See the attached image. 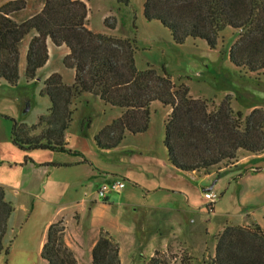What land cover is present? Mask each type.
Returning a JSON list of instances; mask_svg holds the SVG:
<instances>
[{
	"label": "trees",
	"instance_id": "trees-1",
	"mask_svg": "<svg viewBox=\"0 0 264 264\" xmlns=\"http://www.w3.org/2000/svg\"><path fill=\"white\" fill-rule=\"evenodd\" d=\"M124 7L130 0H114ZM24 0H8L0 5V81L15 85L18 80L20 46L30 37L24 76L33 80L48 59L46 40L64 44L69 52L63 65L74 70V81L65 84L59 73L43 81L41 95L50 105L35 123L27 125L12 119L11 142L19 149H47L69 152L65 132L75 112L74 102L83 93L97 96L121 114L94 136L99 148L116 146L126 132H145L149 125L150 104L160 102L171 108L164 121V146L167 160L177 169L202 173L230 167L239 152L264 151V108L252 106L244 115L231 107L225 96L216 108L208 99L193 97L183 83H176L164 67L161 72L147 64H135L137 41L134 34L96 32L86 26L87 6L82 0H43L42 8L17 19ZM143 16L166 27L177 44L190 37L202 39L215 49L219 34L229 27L238 31L228 49L229 61L239 69L264 72V0H145ZM115 17H105L104 26L113 30ZM179 81V79H177ZM82 121L87 128L89 119ZM0 186V254H8L5 243L7 220L13 212ZM62 218L52 222L41 249L47 264H77L73 250L63 239ZM214 255L208 264H264V231L255 221L246 225L225 224L215 236ZM118 244L107 231L100 230L91 249L92 264H120ZM153 260V258L151 259ZM184 264V263H181Z\"/></svg>",
	"mask_w": 264,
	"mask_h": 264
},
{
	"label": "crops",
	"instance_id": "crops-1",
	"mask_svg": "<svg viewBox=\"0 0 264 264\" xmlns=\"http://www.w3.org/2000/svg\"><path fill=\"white\" fill-rule=\"evenodd\" d=\"M82 1L87 6L86 26L89 29L118 35L117 26L113 30L104 26L103 31L91 28L89 12L92 7L89 0ZM46 44L48 59L36 74L48 64L52 47L65 46H55L49 39ZM68 52L67 48L64 56ZM68 69L72 71L70 82L60 71H48L46 77L57 72L65 84H71L74 70ZM89 95L81 94L75 100V110L88 104ZM151 105L163 108L159 122L154 124L150 115L145 132H126L116 146L108 149L99 148L94 136L121 114L119 108L116 111L111 109L112 115L93 130L91 123L86 129L82 127L84 111L79 119H75V111L65 132L69 152L22 150L10 138L3 141L6 148H3V163L0 165V186L14 210L7 220L5 236V243L11 240L9 251L7 255L0 254V264H47L40 255L47 229L63 215L66 217L64 239L75 252L77 260L82 249L78 243L87 244L91 258V249L99 231L103 230L118 244L121 264L124 245L136 243L138 239L137 227L143 225L142 212L177 216L178 223L170 229L171 235H186L192 247L190 251L198 259L205 252L208 239L212 245L211 256L214 255V236L225 224L246 225L255 221L264 231V151L238 154L235 164L220 169V176L212 171L207 174L183 172L167 160L164 146V121L171 108L158 101H153ZM10 172H14L13 175ZM112 178L123 179L125 187L118 192H110L105 199L97 198L95 191L98 185ZM209 190L219 193L211 211L206 209L207 201L203 196ZM138 196L145 202L136 207ZM169 196H176V206L159 203ZM207 212L210 218L205 217ZM211 220L218 227L214 234L209 231ZM195 236L198 237L197 242H194ZM163 241L162 246H165L167 241Z\"/></svg>",
	"mask_w": 264,
	"mask_h": 264
},
{
	"label": "rangeland",
	"instance_id": "rangeland-1",
	"mask_svg": "<svg viewBox=\"0 0 264 264\" xmlns=\"http://www.w3.org/2000/svg\"><path fill=\"white\" fill-rule=\"evenodd\" d=\"M6 1L8 0H0V5ZM24 1L25 7L18 13L17 19L35 14L43 5V0ZM144 1L130 0L129 6L124 7L114 0H89L90 7H92L91 13L89 12V24L91 28L103 31L105 29L104 15L109 19L115 17L118 35H135L138 47L135 53V64L138 69H145L148 64L161 72L164 67L174 82L183 83L189 88L191 96L208 99L212 105L210 108H216L225 96H230L231 107L234 110H241L244 115L254 105L264 108V72L255 73L239 69L228 59V49L236 41L238 31L226 27L219 34L215 49L208 48L202 39L190 37L184 43L177 44L173 41L170 31L159 21H148L144 18ZM32 35L33 33H29L21 42L17 83L13 86L3 80L0 81V165L3 163L6 148L3 141L10 138L12 119L30 125L35 123L38 116L45 113L46 107L50 105L48 97L40 94L46 73L60 71L65 80L68 82L72 80V71L62 62L67 50L66 46L52 47L48 64L36 74L33 80H26L24 76L25 53ZM91 95H89L88 104L81 105L78 110H75L74 117L79 119L81 112L84 111L82 121L86 125L85 120L89 119L93 130L112 115L111 109L116 111L118 108H112L97 96ZM162 113V107L151 105L150 115L154 124L159 122ZM241 154L244 152H239V156ZM102 159L105 161V157ZM13 173L10 172L12 175ZM175 199L176 196H169L159 203L172 207L177 204ZM144 202V198L138 196L135 206L138 207ZM206 216L211 217L209 212ZM61 218L64 224V239L66 217L63 215ZM141 219L143 225L139 224L137 227L139 234L136 243L124 245L122 264H208L212 257V245L209 239L205 245V252L198 259L194 258L190 251L192 247L186 235H171L170 229L175 228V223H178L177 216L142 212ZM209 227L210 233L217 232L218 227L214 220H211ZM69 233L72 235V229ZM164 239L167 244L162 246ZM197 240L198 237L195 236L194 242ZM78 245L82 248L78 260L73 251L77 264H92L90 253L87 252V244L78 243Z\"/></svg>",
	"mask_w": 264,
	"mask_h": 264
},
{
	"label": "built area",
	"instance_id": "built-area-1",
	"mask_svg": "<svg viewBox=\"0 0 264 264\" xmlns=\"http://www.w3.org/2000/svg\"><path fill=\"white\" fill-rule=\"evenodd\" d=\"M124 187H125V181L123 179L112 178V179H107V180L102 181L98 185L95 192H96L97 198L105 199L110 192H118ZM203 196L205 200L207 201L206 209L211 211L213 208V203L218 198V195L213 190H209V191H205L203 193Z\"/></svg>",
	"mask_w": 264,
	"mask_h": 264
}]
</instances>
